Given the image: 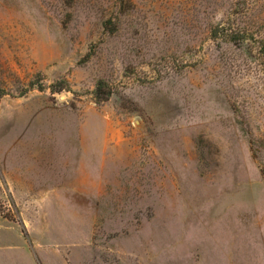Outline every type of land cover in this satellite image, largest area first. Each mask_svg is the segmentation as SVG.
<instances>
[{
	"label": "rangeland",
	"instance_id": "obj_1",
	"mask_svg": "<svg viewBox=\"0 0 264 264\" xmlns=\"http://www.w3.org/2000/svg\"><path fill=\"white\" fill-rule=\"evenodd\" d=\"M0 264H264V0H0Z\"/></svg>",
	"mask_w": 264,
	"mask_h": 264
},
{
	"label": "trees",
	"instance_id": "obj_2",
	"mask_svg": "<svg viewBox=\"0 0 264 264\" xmlns=\"http://www.w3.org/2000/svg\"><path fill=\"white\" fill-rule=\"evenodd\" d=\"M102 83H100L99 85L101 86ZM99 92V91H98ZM99 94V93H98Z\"/></svg>",
	"mask_w": 264,
	"mask_h": 264
}]
</instances>
